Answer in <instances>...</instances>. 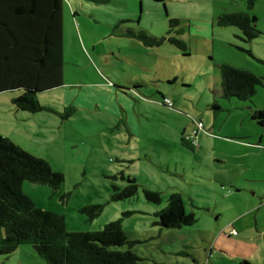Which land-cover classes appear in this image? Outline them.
I'll return each mask as SVG.
<instances>
[{"label":"rangeland","instance_id":"1","mask_svg":"<svg viewBox=\"0 0 264 264\" xmlns=\"http://www.w3.org/2000/svg\"><path fill=\"white\" fill-rule=\"evenodd\" d=\"M249 2L75 0L78 9L75 16L70 0H64L65 88L38 96L42 106L58 110L62 116L53 111L37 114L20 111L13 103L15 93L0 94V136L45 159L65 177L58 194L48 185L29 181L23 185L24 193L39 208L64 216L69 232H98L110 223L122 221L132 242L125 249L139 256L138 264H238L245 259L251 264H264V127L253 119L255 112L264 110V0H257L251 10ZM244 13L258 20L256 28L261 34L252 42L246 41L239 27H223L218 22L224 15ZM174 19L179 24L171 28L170 21ZM129 31H144L156 38L183 39L190 54L185 56V52L169 42L146 47L138 39L128 38ZM223 65L255 73L263 84L248 101L224 99ZM154 77L157 80L153 81ZM107 79L118 87L125 81L136 89L142 85L140 91L146 101L162 99L159 89L172 100L173 96H190L195 101L191 106L181 101L182 109L190 110L196 103L197 113H203L205 127L199 128V116L193 114L179 115L182 120L164 118L156 111L148 112L147 116L142 111L143 102L130 95L126 98L139 104L132 114L128 112L132 110L121 109L123 116L125 120L133 116L137 124L131 128L146 136H131L121 118L109 109L89 110L91 106L83 105L81 109L75 108V119H64L70 106L67 90L96 82L110 84ZM111 86L116 93L118 89ZM83 93L90 94L86 90ZM101 97L105 94L89 99L99 101ZM215 101L221 108L218 111L213 109ZM177 111L187 113L178 108ZM182 127L192 131L187 137L190 142L196 144L199 136L197 149L202 139L207 152L213 143L217 155L227 164H219L216 159L210 161L206 153L200 154L202 162L193 166L202 176L192 173L190 177V173L178 169L174 163L171 172H167L146 159L147 154L154 156L153 151H159L168 160L181 157L179 153L167 154L163 149L167 143L161 139L168 138L173 145H179ZM223 138L248 143L251 149L223 146L220 142ZM124 156L138 160L123 163L119 159ZM182 161L186 167L189 165L188 159ZM207 166L212 170H207ZM212 173L226 176L228 184L223 186L210 177ZM182 174L187 175V180ZM130 177L141 183L139 194L133 199L113 201L115 187L124 190ZM230 181L240 182L242 190L231 186ZM143 186L166 190L164 202L150 203ZM174 194H181L187 212L196 214L198 221L194 226L176 230L158 225V213L167 207L166 200ZM94 205H104V211L91 220L82 210ZM236 223L245 229L240 240L226 234H222L226 241L220 239L221 232ZM255 238L263 239L257 253L253 248L259 239ZM0 264L48 263L31 245H22L14 253L1 256Z\"/></svg>","mask_w":264,"mask_h":264},{"label":"trees","instance_id":"2","mask_svg":"<svg viewBox=\"0 0 264 264\" xmlns=\"http://www.w3.org/2000/svg\"><path fill=\"white\" fill-rule=\"evenodd\" d=\"M256 1L250 0V10ZM218 20L220 26L239 27L247 42L261 34L256 28L257 17L251 14L224 15ZM170 24L174 28L179 20H171ZM126 36L150 48L169 42L185 52V56L190 54L187 44L177 37L156 38L144 31H129ZM221 71L222 97L227 100L248 101L263 84L261 77L244 69L223 65ZM64 79V0H0V94L15 93L13 103L20 111L55 113L42 106L38 96L64 87ZM160 95L164 101L168 99ZM213 109H221L216 101ZM66 110L64 119L77 111L74 107ZM253 119L264 127V110L255 112ZM127 179L129 184L124 190L115 187L113 201L133 199L139 194L136 179ZM26 181L48 185L58 194L65 177L54 171L45 159L0 136V257L14 253L22 245H31L48 264L139 263V256L125 249L132 242L122 221L110 223L98 232H69L64 216L39 208L24 193ZM143 192L150 203L161 205L165 200L160 191L146 188ZM166 201L167 207L158 213V225L163 229L180 230L197 223L196 214L187 212L181 194L171 195ZM103 211L104 205L82 210L91 220Z\"/></svg>","mask_w":264,"mask_h":264},{"label":"crops","instance_id":"3","mask_svg":"<svg viewBox=\"0 0 264 264\" xmlns=\"http://www.w3.org/2000/svg\"><path fill=\"white\" fill-rule=\"evenodd\" d=\"M70 2L73 5V10H74V13H75V16H76L78 9H77L75 0H70ZM156 78L157 77H154L152 80L153 81L157 80ZM107 80H108V82L110 84L105 83V82H96L94 84L84 85V86H82L83 88L82 87L79 88V86L75 85L71 91L67 90V99L70 102L69 108L70 107H74V108H76L78 110V109H81L82 106L84 105L85 107L91 106V108H88L89 110H91V109L92 110H96V109L108 110L109 109L112 112H114L118 117L121 118V121L125 123V125L128 127V131L130 132L131 136H133L134 138H137L138 136L141 137V136H146V135L143 132H141V131L138 132V130H136L134 128H131V127H134L137 124L136 121H135V118L133 116H130L131 119H129V117H128L125 120L122 110L124 112H127L128 110H132V111H128V112H130V114H132L133 112H135L137 110V106H138V104L140 102H143V105H145V106L147 105L146 107L144 106L143 109H142V111L146 112L147 116L149 115L148 112L156 111V112H159V115H162L164 118H169L170 117V118H175V119H178V120H180V119L182 120V118L178 117L179 115L183 116L184 114H188V116H189L190 114H193L194 116H199V120L203 121L201 119V118H203V113H201L202 111L200 113H197L198 112V110H197L198 107H197L196 103H193L195 107L191 108L190 110L182 109L183 106L181 104V101H182L183 105H190V106H191V102L195 101V99L191 98L190 96H185V97L179 96L178 98L173 96V100L170 99L172 101V103H173V107L170 108L169 106H167L165 104V101H164L163 98L162 99L155 98V99H152V100H149V101L144 100L143 97H142L143 95H142V93L140 91L141 90L140 86H142V85L138 86V85H136L137 83H133V85L138 86V88L136 89V88L132 87L131 84H128L125 81L124 83H122L121 87H118V86H116V84L113 82L112 79H110L111 81L109 79H107ZM175 82H177L176 79H175ZM185 83L188 84V81L185 80ZM111 84H113V86L118 89L116 91V93L111 91L113 89ZM131 88H134V89L132 90ZM82 89H84L83 91L86 90V91L90 92V94L84 95ZM158 93H159V95L161 93V94H163L165 96V98H168L166 93H164V91L159 89ZM100 94H105V97H101L103 99H101L99 101H96V100L91 101L89 99V97H97ZM128 95H130L133 98H135L139 103L135 104L130 99L126 98ZM109 96H111L110 97V101H107V97H109ZM116 100L118 101V104H117ZM177 108L179 110H182L183 112H187V113H182L181 111H177ZM55 111H56L55 114L61 115L58 110H55ZM76 117L77 116L75 114L71 118L75 119ZM83 119H86V116ZM156 119L157 120L159 119L158 115H156ZM195 125H196V123H194V126ZM182 128H183V131L181 132V134H178L179 143H180L179 145H177V144L173 145L172 141L169 140L168 138H162L161 139L165 143H167L166 146L163 147L164 151L167 154H169V155L171 154L172 155L173 153H179L181 155V157H179V156H176L175 158L168 157L169 158V160H168V159H166V157H163L162 154L159 151H153V152H151V154H153L154 156L147 154L146 155V159L149 160L150 162H153L155 164H159L160 166L164 167L165 171H167V172H171V169H172L171 165H172V163H174L178 167V169H182V171L188 172V174L190 173V177H191L192 173H194V175H196V174L197 175H201V173L199 171H197V168L194 167L193 165H199L202 162L201 155L204 154V153H206L208 155L210 161L213 160V159H216L215 162H217L219 164H227V161H225V159H222L219 155H217L216 146L213 145V143L211 144V148L207 152V151H205V149L207 147H205L203 145L205 140L202 139V143L200 144L201 146H199L198 147L199 149H197L196 144L198 142L197 139H198L199 136L196 137V144H194L193 142H190V141L187 140V137L192 134V131H190L186 127H182ZM220 140H222L220 142L223 143V146L233 147V145H240V146H243L244 148L251 149L250 146L247 145L248 143L247 144L246 143H244V144L240 143L239 144V143H236V142H230L228 140H225V138L220 139ZM184 142L188 143V146ZM192 144L194 146H192ZM255 150H257V149H255ZM185 159L189 160V165L187 167H186V164L183 163V161H182V160H185ZM119 160L121 162H123V163H125L127 161L135 163L138 159H136L135 157H126V156H124L122 159H119ZM139 160H143V157L141 159H139ZM207 170L210 171L212 169H211V167L207 166ZM185 176H187V175L182 174V178L184 180H187V178H185ZM188 177H189V175H188ZM210 177L215 178L218 181H220L223 186L225 184H228V182L226 181V179H227L226 176H223V175L220 176V175H216V174L212 173ZM136 181L138 182V184H141V183H139V180L137 178H136ZM193 182H195L196 184L198 183V182H196L194 180H193ZM230 182H232V181H230ZM253 182L254 181H250L249 183H253ZM231 186L236 187L240 191L242 190V185L238 181L236 183L232 182ZM143 187H144V189H146V188L154 189V190L162 192L163 194L164 193L167 194V191L162 189V188H160V187H149V186L148 187L143 186ZM243 230H245V229L238 227L237 223H236L234 225L226 227V229L221 232V238L220 239L223 240L224 237H222V234H226L230 238L236 237L237 240H240V235L243 232ZM233 232H237L238 234L235 235ZM215 233L217 234V231ZM213 236L214 235H212L210 237V240H211V238ZM254 240H258L259 241V242L257 241V244H255V247L253 248V249H255L254 251H256V253H257L262 248L261 244L263 243L262 242L263 239L262 238H255ZM254 240L251 241V242H254ZM224 241H226V240L224 239ZM218 243H219V240L217 241V244ZM222 248H223V246H222ZM243 256H247L248 257L247 254H244ZM211 258L212 257L209 258V261L211 260ZM245 261H247V259H245ZM237 263H238V261H237ZM238 264H241L240 261H239Z\"/></svg>","mask_w":264,"mask_h":264},{"label":"built area","instance_id":"4","mask_svg":"<svg viewBox=\"0 0 264 264\" xmlns=\"http://www.w3.org/2000/svg\"><path fill=\"white\" fill-rule=\"evenodd\" d=\"M165 104L167 105V106H169V107H173V103H172V101L170 100V99H166L165 100ZM198 126H199V128H204L205 126H204V124L202 123V122H200L199 121V123H198ZM195 136L196 135H198V131H196V134H194ZM235 235H237L238 233L237 232H233Z\"/></svg>","mask_w":264,"mask_h":264}]
</instances>
